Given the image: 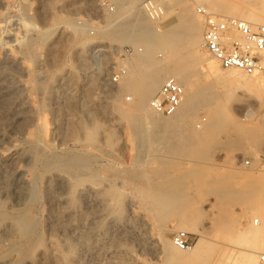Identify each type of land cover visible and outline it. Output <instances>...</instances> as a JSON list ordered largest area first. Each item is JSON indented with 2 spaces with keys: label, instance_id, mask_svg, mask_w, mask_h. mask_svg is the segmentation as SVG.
Instances as JSON below:
<instances>
[{
  "label": "rangeland",
  "instance_id": "obj_1",
  "mask_svg": "<svg viewBox=\"0 0 264 264\" xmlns=\"http://www.w3.org/2000/svg\"><path fill=\"white\" fill-rule=\"evenodd\" d=\"M107 1L115 13L99 0H0V264H117L107 247L127 222L160 242L155 252L130 234L125 251L141 264H264V185L251 184L255 172L264 176V77L250 76L261 84L250 91L235 82L248 76L213 61L198 10L248 20L264 0H156L168 10L158 20L144 0ZM135 14L161 28L184 18L195 39L186 32L171 51L145 47L157 70L148 76L137 48L108 33ZM125 45L136 55L117 53ZM115 68H124L118 81ZM150 77L179 79L177 113L149 106L158 92ZM125 78L141 88L121 90ZM53 173L69 180L71 202L53 207L64 215L50 223ZM80 184H97L104 200L82 195ZM179 230L190 248L201 241L198 251L172 243ZM50 239L57 260L39 255ZM177 251L190 260H174ZM129 254L124 264H134Z\"/></svg>",
  "mask_w": 264,
  "mask_h": 264
},
{
  "label": "bare ground",
  "instance_id": "obj_2",
  "mask_svg": "<svg viewBox=\"0 0 264 264\" xmlns=\"http://www.w3.org/2000/svg\"><path fill=\"white\" fill-rule=\"evenodd\" d=\"M256 1L259 2V0H256ZM258 4H259V7L254 8L251 11V14H250L248 20H246L247 22L252 23V24H258V23L264 22V9H263L261 3H258ZM166 9L167 8L161 7V10L163 13L160 17L161 19L164 18L165 16H167L168 10L166 11ZM149 19H147V17H140L139 15L135 14L133 16V20H132L131 24L130 23H129V25L122 24V25H118L114 28L112 27V29H110L108 32L110 35L115 36L119 40H121L125 43H131L137 48V50H138V61L139 62H136V65L138 67H142L143 69H142L141 73L148 74V76H150L151 74H154V72H157V70H156V68H154L156 61L151 59V55L147 51L146 48L152 47L153 45L156 44V42H160L163 47H165L171 51L173 46H175L176 42L178 41V39L183 34H185L186 32L191 34L190 36L192 37L193 40L195 39V35H196V31L187 30V28H185L184 18L181 20L182 22L180 21L179 23L173 25L172 27H168V28L156 27L153 25L154 22L153 23L150 22ZM185 21H188V20L185 19ZM201 45L203 48V38H202ZM140 46L144 47V49H143L144 52L142 51V49H141L142 47L140 48ZM97 47H102V48H97ZM97 47L96 48L98 51H100V49H102L101 51H103V49H106L107 47H108L107 49L110 50L111 45H103V46H97ZM106 52H108V51H106ZM80 55H81V53H80ZM103 56H105V55H103ZM213 61L215 63L219 64L214 58H213ZM148 62H150L149 66L146 65ZM235 71H239V70H235ZM239 72H241L242 74H244L248 77H242V78L237 77V78H235V82L237 85H239L240 87H242L244 89L245 88L250 89V91L254 90V89H258L261 87L260 82L255 81L253 77H250V76H254L256 74L247 75L242 71H239ZM148 76H146V77H148ZM107 77H108V74H107ZM166 78H168V77H166ZM174 78L176 80L178 79L176 77H174ZM162 79L163 78H157V77H153V79H152L150 77L149 85H150L151 91H158L160 89V86L162 84V83L160 84V82ZM177 81L180 82L179 79ZM142 82H143L142 80H138V79L134 80L131 78H129V79L125 78V80H123V84L120 88H121V90L127 89L128 91H130L129 93L133 94L134 92H136L138 89L141 88ZM128 100H129V98H128ZM149 106H150V100H149ZM244 163H248V162L244 161ZM65 179H66L65 176L62 174H59V173H53L47 179L46 189L48 192H50L52 195H54L56 190H60V192L57 193V195H55V196L51 195V197H50V204L52 205V211H51V214L49 216L50 223L51 222L53 223V221H56V220L62 218L64 215L63 212H59L58 210L55 211L53 209V207L54 208L55 207H62V206L65 207L66 205H68L71 202V198L69 196V193L67 192L68 188L71 186H69L70 185L69 180H67V182H66ZM57 181H58V183H56ZM55 183L58 185H56ZM96 186H97V184H96ZM96 186L93 184L92 185L80 184L78 189H79V192L82 193V195H84L83 193L90 194L91 197L93 198L97 194L96 193L97 192ZM104 187L105 186L101 187L102 190H104L103 189ZM101 188L99 187V189H101ZM93 192H94V196L92 195ZM96 196H97V198H98V196L100 197L99 192H98V195H96ZM96 196H95V198H96ZM95 198H93V199H95ZM87 199H89V198H87ZM99 199L101 201L102 198L100 197ZM103 200L104 199H102V201ZM103 204H105V203H103ZM127 223H124L122 225L114 227L113 234L115 236L110 241L111 243L109 242L110 246L107 247V250H108L107 252L110 255L109 257L111 258L110 261H113L117 264H124V263H126L125 258L127 257V254L130 253L129 256H131L133 259L132 263L134 262V264H141V259L138 256L132 254L129 250L125 251V249H126L125 245L129 243V242H125V241H128V239H130V234H133V236L138 240L139 245L148 244L146 246H149V245L153 246L154 248L152 247L151 249H153V250L155 249L156 250L155 252H157V248L158 249L160 248L159 247L160 242L155 237H153V235H151L149 233V231L145 229V227H142L139 230L138 229L135 230L134 231V233H136V235H135ZM263 223L264 222H262V224ZM72 225H74V224H72ZM105 242L103 243L104 247H106V244H107V242H106V244H105ZM151 246H149V247H151ZM200 246H201V241L197 240L195 242L194 246L192 248H188L187 250L191 249L193 251V253H195L196 251H198ZM71 247H72V245H71ZM39 255H41V257L48 256L52 260H54L56 258L58 259V257H59L58 242L55 239H50L49 240V246L47 247V249L46 250L42 249L40 251ZM172 257L174 260H176L178 262L187 263L190 260L191 256L183 254L180 251H177V252L172 253ZM74 260L79 261L80 259L77 258ZM29 264H37V262L32 260V261H30Z\"/></svg>",
  "mask_w": 264,
  "mask_h": 264
},
{
  "label": "built area",
  "instance_id": "obj_3",
  "mask_svg": "<svg viewBox=\"0 0 264 264\" xmlns=\"http://www.w3.org/2000/svg\"><path fill=\"white\" fill-rule=\"evenodd\" d=\"M156 0H144L143 10L151 20H158L162 13ZM99 6L115 13V7L107 0H99ZM206 17L203 34V48L212 56L224 70H239L247 75L264 77V23L252 24L246 20L232 17L213 16L205 9H198ZM115 11V12H114ZM127 57L135 56L133 46L125 45L117 51ZM123 68H115L113 81H118L123 74ZM185 88L175 78H166L160 89L150 99V106L162 116L177 113L183 105ZM129 97H127L128 100ZM264 113V99L261 102ZM172 243L179 249L190 248L189 233L183 230L175 231ZM264 262V255L261 256Z\"/></svg>",
  "mask_w": 264,
  "mask_h": 264
},
{
  "label": "crops",
  "instance_id": "obj_4",
  "mask_svg": "<svg viewBox=\"0 0 264 264\" xmlns=\"http://www.w3.org/2000/svg\"><path fill=\"white\" fill-rule=\"evenodd\" d=\"M248 163H251L250 161ZM251 184L253 186L264 185V176L257 174L256 172L251 176ZM195 234V233H194Z\"/></svg>",
  "mask_w": 264,
  "mask_h": 264
}]
</instances>
